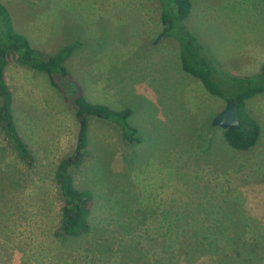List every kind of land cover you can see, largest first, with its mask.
I'll use <instances>...</instances> for the list:
<instances>
[{
	"label": "rangeland",
	"instance_id": "obj_1",
	"mask_svg": "<svg viewBox=\"0 0 264 264\" xmlns=\"http://www.w3.org/2000/svg\"><path fill=\"white\" fill-rule=\"evenodd\" d=\"M0 1L41 54L76 44L69 76L54 83L17 62L6 67L14 122L34 161L20 159L0 126V264H264V96L241 111L259 124L257 145L235 150L213 125L226 102L184 72L174 38L160 39L158 0ZM190 1L185 24L212 61L236 75L258 72L264 0ZM82 94L132 109L140 143L126 146L94 116L78 153ZM81 153L69 173L93 195L90 230L58 236L57 170Z\"/></svg>",
	"mask_w": 264,
	"mask_h": 264
},
{
	"label": "trees",
	"instance_id": "obj_2",
	"mask_svg": "<svg viewBox=\"0 0 264 264\" xmlns=\"http://www.w3.org/2000/svg\"><path fill=\"white\" fill-rule=\"evenodd\" d=\"M162 12L163 33L174 38L180 47V56L184 72L196 77L212 95L222 98L226 103L238 105L240 112V129H224L226 142L235 150L247 151L254 148L261 130L256 119L246 116L241 118V111L246 110L250 99L264 96V63L259 72L248 75H236L225 71L210 58L206 45L188 28L185 19L192 7L190 0H158ZM76 44L62 49L53 55H44L34 49L30 40L18 32L13 25L9 10L0 1V126L7 140L12 144L20 159L32 166L33 157L27 145L20 137L12 113V93L5 79V70L9 63L17 62L34 71L42 72L54 83L55 75L68 77L70 72L67 61L75 51ZM76 116L82 123V139L77 151L86 145L85 133L90 117L104 118L114 124L120 131L122 142L126 146L140 143L139 131L130 123L133 110L125 108L115 110L103 104L91 103L82 94L75 100ZM78 161L66 160L57 170V181L64 199L63 220L58 236H81L90 230L89 216L94 204L93 195L88 190H80L69 173L70 167ZM228 245V243H226ZM229 249L230 246L228 245Z\"/></svg>",
	"mask_w": 264,
	"mask_h": 264
},
{
	"label": "water",
	"instance_id": "obj_3",
	"mask_svg": "<svg viewBox=\"0 0 264 264\" xmlns=\"http://www.w3.org/2000/svg\"><path fill=\"white\" fill-rule=\"evenodd\" d=\"M160 36H161L160 39H162L164 37V34L162 33ZM213 125L217 127H221L222 129H229V128L240 129L241 122H240V112L238 105L232 102L226 103L224 110L221 111L215 117L213 121Z\"/></svg>",
	"mask_w": 264,
	"mask_h": 264
},
{
	"label": "crops",
	"instance_id": "obj_4",
	"mask_svg": "<svg viewBox=\"0 0 264 264\" xmlns=\"http://www.w3.org/2000/svg\"><path fill=\"white\" fill-rule=\"evenodd\" d=\"M261 68V67H260ZM259 72V71H258ZM257 73V72H256Z\"/></svg>",
	"mask_w": 264,
	"mask_h": 264
}]
</instances>
